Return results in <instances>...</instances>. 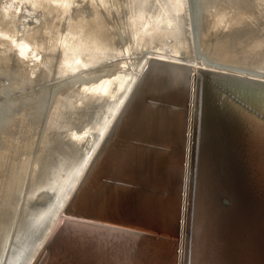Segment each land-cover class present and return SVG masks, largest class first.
I'll list each match as a JSON object with an SVG mask.
<instances>
[{
	"label": "bare ground",
	"instance_id": "6f19581e",
	"mask_svg": "<svg viewBox=\"0 0 264 264\" xmlns=\"http://www.w3.org/2000/svg\"><path fill=\"white\" fill-rule=\"evenodd\" d=\"M223 4L0 1V264H264V49Z\"/></svg>",
	"mask_w": 264,
	"mask_h": 264
},
{
	"label": "water",
	"instance_id": "95a60500",
	"mask_svg": "<svg viewBox=\"0 0 264 264\" xmlns=\"http://www.w3.org/2000/svg\"><path fill=\"white\" fill-rule=\"evenodd\" d=\"M225 2L227 5L223 4V7L227 11H225L226 15L223 21L226 27L223 26L224 24H214L216 21L211 22V18H209L208 21L213 26L211 29L215 30L217 27H221L217 31L222 33H226L232 28L241 31L245 36H250L246 37L248 39L256 38L250 42L252 49H264V0H225ZM173 6L175 5H172L173 11L182 8L181 6H176V8ZM220 21L222 22L221 17ZM111 88L112 86L109 84L106 92H109Z\"/></svg>",
	"mask_w": 264,
	"mask_h": 264
},
{
	"label": "rangeland",
	"instance_id": "374dc122",
	"mask_svg": "<svg viewBox=\"0 0 264 264\" xmlns=\"http://www.w3.org/2000/svg\"><path fill=\"white\" fill-rule=\"evenodd\" d=\"M73 1H75L76 3H78L79 2V0H73ZM80 4V3H79ZM197 4V3H196ZM171 5V3H168V4H164V7L165 6H170ZM75 9L76 8H79V7H74ZM183 21H184V24L186 23V21H185V18H183ZM77 40H79L80 39V37H78V38H76ZM71 43H72V40H69ZM59 44V43H58ZM129 44V41L128 42H126V43H122L121 45H119V47H117L116 46V50L115 51H108V52H111L113 55H120L121 53H123V52H121L122 51V49L124 48V46H126V45H128ZM60 45V44H59ZM76 45H77V42L76 43H74L73 45H72V47H71V49L70 50H73L75 47H76ZM61 47L62 48H64V50H66V51H70V50H68L67 48H65V46L64 45H61ZM124 51V50H123ZM49 56H52V57H55V58H57V60H59L60 59V53H59V50H58V47H56L52 52H51V55H49ZM62 59V58H61ZM77 62V61H76ZM57 65H58V63H57ZM75 64H73V66H74ZM70 68H72V67H68V66H64V69H63V74H62V72H61V75L55 80V81H57L56 82V84H59L60 83V81L62 82L63 80H65L64 79V77H68V73L70 72ZM54 82V81H53Z\"/></svg>",
	"mask_w": 264,
	"mask_h": 264
}]
</instances>
